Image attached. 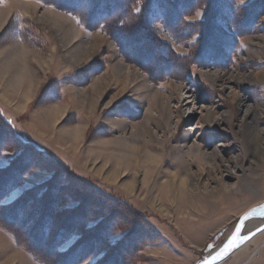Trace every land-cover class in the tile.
Returning <instances> with one entry per match:
<instances>
[{
	"label": "rangeland",
	"instance_id": "374dc122",
	"mask_svg": "<svg viewBox=\"0 0 264 264\" xmlns=\"http://www.w3.org/2000/svg\"><path fill=\"white\" fill-rule=\"evenodd\" d=\"M121 1L0 0V91L9 101L0 97V264H187L203 248L160 242L161 218L216 226L233 217L227 228L264 202V133H256L264 130V0ZM26 4L33 18L68 16L81 38L49 31ZM126 4L151 42L127 19L115 23ZM6 68L33 76L27 104L4 91ZM52 106L63 107L56 120ZM79 126L76 141L68 130ZM146 150L160 157L156 167ZM185 170V193L167 189ZM172 195L175 212L165 204ZM178 231L171 237L181 239ZM221 264H264V229Z\"/></svg>",
	"mask_w": 264,
	"mask_h": 264
},
{
	"label": "bare ground",
	"instance_id": "6f19581e",
	"mask_svg": "<svg viewBox=\"0 0 264 264\" xmlns=\"http://www.w3.org/2000/svg\"><path fill=\"white\" fill-rule=\"evenodd\" d=\"M25 14L28 16L29 15V7H28V4H26L25 6ZM58 9V8H57ZM60 9V8H59ZM49 12V11H48ZM32 15L33 14H30L29 15V17H31V19L33 18L32 17ZM6 18H7V12H3V10L2 9H0V26L2 25V23H5L6 22ZM37 23H39V24H47L46 25V28L49 30V31H53L56 35H58V36H60L62 39L64 38H69L71 41L73 40V41H76L77 39H79V38H81L80 37V32L76 29V27L73 25V23H72V21L69 19V17L68 16H66V15H63V14H61V13H59V12H57V11H51L50 12V14H49V16L47 15V17L45 16V19H42L41 17H36V18H33ZM95 23V22H94ZM95 38H101V39H103L102 38V36L101 35H96L95 37H94V39ZM89 49V48H88ZM17 51H19V52H21L23 55H26V54H28L27 52H26V50H25V47L24 46H22L21 44L20 45H18L17 46V49H16ZM73 53V52H72ZM72 56H74V55H72ZM83 55H81L80 54V56H79V58H78V60L77 61H75V63H79V61L81 60V58L80 57H82ZM76 57V56H75ZM71 58V57H70ZM1 61V60H0ZM43 64L44 65H48L47 64V62H43L41 65L43 66ZM28 69V68H27ZM48 69V66L45 68V70H47ZM50 69V68H49ZM8 68H6V70H5V73L7 74L6 76H4V77H2V86H3V89H4V91L6 92H8V91H10V92H12L13 94H15V95H17L21 100H24L25 102H26V104L29 102V100H31V98H32V96H33V92H34V89H35V85H34V80H33V76L32 75H30V74H25L24 73V71L22 70V72H21V70H17V72H14V71H12L11 69V71L9 70ZM30 70V69H29ZM28 71V70H27ZM30 75V76H29ZM218 77V76H217ZM142 78V81H144V79H143V77H141ZM214 79L216 78V77H213ZM144 83H145V81H144ZM142 87H144V88H146L145 90H146V92H150L151 91V86H149V85H146L145 86V84H143L142 83ZM143 89V88H142ZM79 93V92H78ZM157 96H159V97H161L162 95H158V93H155V94H153V104H151V106H150V108H149V112L151 111V109L153 108V106L154 105H156V97ZM0 97L2 98V100L4 99V100H6V97H5V95L0 91ZM17 97V98H18ZM185 98H188V97H185ZM6 101H8V100H6ZM9 102V101H8ZM188 103V102H187ZM62 106H57V107H55V106H52L50 109H51V117L54 119V120H56L59 116H61L62 115V113L61 112H63V110H62ZM245 108H247V106L245 107ZM20 109H22V108H20V105H15V110L17 111V110H20ZM248 112H251V110H245V115L247 114L248 115ZM258 116H259V114H258ZM260 116L262 117V116H264V111H261L260 112ZM84 127H74V128H72L71 130H68V133L70 134V136L72 137V139L74 138V140H79V138L81 139L83 136V134H81L82 132H84ZM82 131V132H81ZM262 132L264 133V130L263 129H261V132L260 131H258V132H256L257 133V135H260V134H262ZM262 137V136H261ZM123 139V138H122ZM131 148V153L133 154V155H135L134 154V152L136 151V148H134V147H130ZM196 148V147H195ZM197 148H198V154H197V157L198 158H200V159H202L203 161H206V162H209V157L206 155V154H204V153H201L200 152V148L197 146ZM156 151V150H155ZM159 153V152H158ZM129 154H130V152H129ZM133 155H131V156H133ZM143 157H144V159H145V162H149L150 164H153V165H155V167H156V164H157V162L159 161V159H160V157L158 156V155H155L154 153H151V152H149L148 150H146L145 151V153H144V155H143ZM135 158V157H134ZM211 159V158H210ZM137 160V158H135V161ZM138 161V160H137ZM140 161V160H139ZM143 161V160H142ZM152 166V165H151ZM154 168V167H153ZM118 170H119V168H118ZM117 170V171H118ZM188 170V169H187ZM151 171V170H150ZM170 175V174H169ZM118 174H117V172L115 173V176H112L111 178H109L108 180L109 181H111V182H117V180H118ZM170 177H171V179L168 181V182H166L165 184H166V187H167V189H178L179 190V193H185V190H187V187H188V185H190V182H191V175H190V172H188V171H186L185 170V172H183V173H178V171L177 172H175V173H172L171 175H170ZM199 180H200V178H198V183H199ZM198 183H195V185H197ZM165 184H164V186H165ZM161 187V186H160ZM123 188L124 189H127L128 191H130V192H134L133 190H134V185L133 184H130L129 182H126L124 185H123ZM162 189V188H161ZM169 192H171L170 190H168V192L167 193H169ZM172 197H173V195L172 196H167V197H165V199H167V201H168V203H165V204H169L168 206L170 207V208H173V207H175L174 208V212H175V209H176V205H177V203L176 202H174V200H172ZM178 197V196H177ZM173 199H174V197H173ZM180 199V198H179ZM178 200V199H177ZM197 204V205H196ZM188 205V204H187ZM201 205H203V204H200V203H195L194 204V206H193V208L194 209H200L201 211H200V213L201 214H205L204 213V211H206V208H205V206H201ZM256 205H258V204H256ZM173 206V207H172ZM255 206V205H254ZM208 207V206H207ZM160 210H161V212H164L165 213V211H164V209L163 208H160ZM178 211H179V209H178ZM180 211H181V208H180ZM203 211V212H202ZM197 212V211H196ZM181 213V212H180ZM178 214H179V212H178ZM197 214H199L198 212H197ZM165 215H167V218L169 217V218H172L173 216H170V214H169V212L167 213H165ZM169 215V216H168ZM174 215H175V213H174ZM188 214L187 213H181V216H187ZM203 216V215H202ZM177 219H178V217H177ZM182 219H184V218H179V220H182ZM193 219H195V218H193ZM28 221V220H27ZM107 222V221H106ZM243 234H244V232H243ZM247 243H245L242 247H240L239 249H237L236 251H238V250H240L241 248H243L245 245H246ZM235 251V252H236ZM235 252H233L230 256H232L233 254H235ZM227 259V258H226ZM225 261V260H224ZM221 263V262H220Z\"/></svg>",
	"mask_w": 264,
	"mask_h": 264
},
{
	"label": "crops",
	"instance_id": "0c3cea01",
	"mask_svg": "<svg viewBox=\"0 0 264 264\" xmlns=\"http://www.w3.org/2000/svg\"><path fill=\"white\" fill-rule=\"evenodd\" d=\"M230 220H233V217H231V219L226 218V220H221L219 222V225H216V226H214V224L212 225L210 222H206L205 224H201V226H199L197 225L198 221L197 222L196 221L180 222V220H176V217L174 220L165 219L164 221L163 218H161L160 228L158 229L161 235L160 242H162L163 244L169 243L168 247L170 245H174L175 248H177L178 250L179 248H181V246L184 247L185 243L188 242L191 245L190 248L193 249L192 252L201 250L203 248V253L201 254L202 256L199 257V256H194L196 254H190L191 257H189V259L185 258L186 260H188L187 264H196L202 259H204L207 255H209L216 248H218L220 245H222L223 242L227 239V237L230 235L231 231L234 228L235 222L237 221V220H234L232 225H230L231 227L228 226L227 228H225V226ZM176 230H179L178 232L181 231V239L180 238L177 239L176 237L174 239V237L173 238L171 237V233L175 232ZM178 242H180V244H183V245L178 246ZM197 242H199V244H196ZM158 250L159 251L157 252V254L152 253L151 256L157 257L160 254H163V252L165 253L166 248H161ZM179 253L183 254L180 251ZM175 261H178V260L175 259ZM222 262H224V260ZM221 263H218V264H221Z\"/></svg>",
	"mask_w": 264,
	"mask_h": 264
},
{
	"label": "water",
	"instance_id": "95a60500",
	"mask_svg": "<svg viewBox=\"0 0 264 264\" xmlns=\"http://www.w3.org/2000/svg\"><path fill=\"white\" fill-rule=\"evenodd\" d=\"M255 219L264 220V202H262L261 204L255 207L250 208L245 213H243L237 219V222L235 223L233 230L231 231L227 239L223 242V244L220 245L218 248H216L204 259H202L196 264H218L223 260H225L227 257H229L234 251H236L245 243H247V241H249L251 237H253L254 235H256L257 233H259L264 229V222H263L259 228L243 234V230L247 226V224L251 220H255ZM233 237H236L235 241H233ZM230 241H233V244L231 248H228ZM226 248L228 249L227 251H225Z\"/></svg>",
	"mask_w": 264,
	"mask_h": 264
},
{
	"label": "trees",
	"instance_id": "16d2710c",
	"mask_svg": "<svg viewBox=\"0 0 264 264\" xmlns=\"http://www.w3.org/2000/svg\"><path fill=\"white\" fill-rule=\"evenodd\" d=\"M115 3H119V2H116V0H115ZM126 2L124 1V0H122L121 1V4L122 5H124ZM115 8H117V4H115ZM125 8H126V14L128 15V16H126V17H122V16H120V15H117L116 17H115V23H117V21H119V19L120 18H123L124 20L125 19H127V23H129V26L131 27V30H134L136 27H137V32H134V33H138V34H140V36L139 37H141V36H143V37H146V39H147V41L148 42H151V38L153 39V37H150V35H149V33H148V30H147V24L145 25L143 22H141V21H139V19H141V16H140V14H138V15H135L134 13H132V14H128V10H130L129 9V7H128V5L126 4L125 5ZM144 26H143V25ZM139 28H143L142 30H140ZM136 30V29H135ZM140 33H139V32ZM142 34V35H141ZM146 39H143V40H146ZM156 46V45H155Z\"/></svg>",
	"mask_w": 264,
	"mask_h": 264
},
{
	"label": "snow or ice",
	"instance_id": "6c2138e0",
	"mask_svg": "<svg viewBox=\"0 0 264 264\" xmlns=\"http://www.w3.org/2000/svg\"><path fill=\"white\" fill-rule=\"evenodd\" d=\"M236 240V237H233V241ZM233 241H230L229 242V245H228V248H231L232 247V244H233ZM228 249L226 248L225 251H227Z\"/></svg>",
	"mask_w": 264,
	"mask_h": 264
}]
</instances>
